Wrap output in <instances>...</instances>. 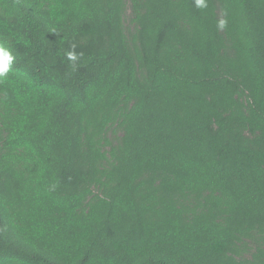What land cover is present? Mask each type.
<instances>
[{"label":"trees","instance_id":"trees-1","mask_svg":"<svg viewBox=\"0 0 264 264\" xmlns=\"http://www.w3.org/2000/svg\"><path fill=\"white\" fill-rule=\"evenodd\" d=\"M0 46V264H264V0H0Z\"/></svg>","mask_w":264,"mask_h":264},{"label":"clouds","instance_id":"clouds-1","mask_svg":"<svg viewBox=\"0 0 264 264\" xmlns=\"http://www.w3.org/2000/svg\"><path fill=\"white\" fill-rule=\"evenodd\" d=\"M198 3L203 4V0H198ZM224 22L221 21V27L223 26ZM68 58L72 61L77 59L75 53H68ZM15 57L12 53L5 49L4 47L0 46V79L5 78L12 69V65L14 63Z\"/></svg>","mask_w":264,"mask_h":264}]
</instances>
